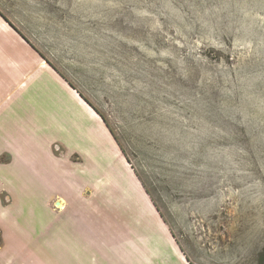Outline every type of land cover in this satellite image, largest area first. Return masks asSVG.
<instances>
[{
	"label": "rangeland",
	"instance_id": "374dc122",
	"mask_svg": "<svg viewBox=\"0 0 264 264\" xmlns=\"http://www.w3.org/2000/svg\"><path fill=\"white\" fill-rule=\"evenodd\" d=\"M0 14L103 116L104 134L115 136L189 261L135 188L127 192L136 196L135 224L144 230L124 233L135 231L119 223L125 216L100 178L95 250L78 247L80 259L51 264H257L264 248V0H0ZM31 86L54 96L53 86ZM26 91L20 101H30ZM20 108L15 102L9 113L22 129ZM41 129L40 145L61 139L58 130ZM37 152H24L31 163L9 182L28 193L23 217L35 226L37 185L52 196L68 178L49 159L33 158ZM122 185L131 191L124 178ZM68 251L75 257V247Z\"/></svg>",
	"mask_w": 264,
	"mask_h": 264
},
{
	"label": "crops",
	"instance_id": "0c3cea01",
	"mask_svg": "<svg viewBox=\"0 0 264 264\" xmlns=\"http://www.w3.org/2000/svg\"><path fill=\"white\" fill-rule=\"evenodd\" d=\"M30 83L53 86L51 94L54 96L47 91L35 93L32 86L28 87ZM26 86L25 94L29 95L30 101H20L21 90ZM15 102L21 105L19 114L23 117H18V124L22 129L15 126L16 115L9 113ZM4 119L12 122L9 120L5 125ZM101 122L95 111L0 14V198L7 201L2 206L0 199L1 264H6L9 258L11 264L27 258L39 264H51L57 259L65 261L68 255L74 260L80 259L82 253L77 251L78 247L81 251L95 250V212L98 214L95 184L100 178H105L107 184L110 182V165L124 168L125 164L112 138L104 134L106 130ZM45 126L59 131V142L51 140L43 146L36 141H40L36 135L44 133L41 127ZM31 146L38 151L33 158H42L44 162V158L49 159L58 177L64 169V175L68 177L60 185V192L52 196L44 184L37 185L39 198L33 208L38 214V226L23 217V204L30 202L28 193L14 186L9 189V182L20 175L19 167L30 165L32 158L24 152ZM59 148L61 152H57ZM103 172L108 175L103 176ZM73 182L79 187L76 190L70 189L69 183ZM134 187L144 206H149L141 189L136 184ZM55 198L63 201L65 206L61 201H55L53 205ZM56 203L61 204L60 209L56 208ZM74 211L78 214L74 220L76 225L70 224ZM150 213L154 219L156 215L152 209ZM63 236L67 238L63 239ZM69 246L75 247V257L68 251Z\"/></svg>",
	"mask_w": 264,
	"mask_h": 264
},
{
	"label": "trees",
	"instance_id": "16d2710c",
	"mask_svg": "<svg viewBox=\"0 0 264 264\" xmlns=\"http://www.w3.org/2000/svg\"><path fill=\"white\" fill-rule=\"evenodd\" d=\"M4 19H6L3 16ZM21 35V34H20ZM22 36V35H21ZM23 37V36H22ZM24 38V37H23ZM28 42V40H27ZM30 44V43H29ZM31 45V44H30ZM36 51L37 53L43 58V56L41 55V53L33 46L31 45ZM44 59V58H43ZM49 65L50 67L57 72V74L64 79L68 85L74 89L73 85L71 83H69L66 78L51 64L49 63L46 59H44ZM75 90V89H74ZM79 94V93H78ZM86 104H88L94 111L96 114H98V116L101 118V120L105 123V120L103 118V116L99 113V111L97 109H95L92 104L85 99L82 95H79ZM107 126V124H105ZM112 134V132H111ZM112 140L114 141L117 150L119 151L121 157L123 158L125 164H124V168H120L118 165H110V169H109V173L110 176L106 173L103 172L101 174H103V176H107L110 178V182L107 184L106 190L103 191L104 194H108L109 196H112L111 198H107L109 200H114L116 205L120 208V210L122 211V213L125 216L124 222H119V223H123L122 225L124 227L125 223H128L130 225V229L135 231V233H131L129 230L126 231L125 229L122 230L124 233H129L131 234V236L133 235H140L143 232V228L141 227V225H137L136 220H135V214H134V202L136 196H132V193H128V192H133L134 184L137 185L138 189L140 188L141 191L143 192V194L146 196L148 203L152 204L151 209L154 211L155 215L158 217V220L161 221V224H165L167 229H168V233L170 234V236L172 237V240L175 241L174 239V235L172 233V230L170 229V226L168 225V223L166 222V220L164 219V217L162 216V214L160 213L158 207L156 206V204L154 203L152 197L150 196V193L148 192L147 187L145 186V183L142 179V177L135 171V169L131 166L130 162L128 161L127 157L124 154V151L121 149V147L119 146L115 136L112 134ZM54 151H56V146H54ZM78 162V161H77ZM122 178H124L125 182L130 186L131 191H129L128 189L125 190V186L122 185ZM112 180V181H111ZM120 184V185H119ZM135 190V189H134ZM128 191V192H127ZM136 192V191H135ZM136 195V194H135ZM106 198V197H105ZM98 215V214H97ZM97 215L95 216V219L97 217ZM126 220H128V222H125ZM117 225V224H116ZM118 227V226H117ZM138 232V233H137ZM144 235V233H143ZM142 235V236H143ZM179 252L181 253V255L185 258V261L187 263H189L187 257L185 256V254L182 252L181 248L179 247V245L177 244V242L175 241ZM257 264H264V248L261 251V253L258 256L257 259Z\"/></svg>",
	"mask_w": 264,
	"mask_h": 264
},
{
	"label": "water",
	"instance_id": "95a60500",
	"mask_svg": "<svg viewBox=\"0 0 264 264\" xmlns=\"http://www.w3.org/2000/svg\"><path fill=\"white\" fill-rule=\"evenodd\" d=\"M60 205V203H56V207H58Z\"/></svg>",
	"mask_w": 264,
	"mask_h": 264
},
{
	"label": "bare ground",
	"instance_id": "6f19581e",
	"mask_svg": "<svg viewBox=\"0 0 264 264\" xmlns=\"http://www.w3.org/2000/svg\"><path fill=\"white\" fill-rule=\"evenodd\" d=\"M60 206V205H59Z\"/></svg>",
	"mask_w": 264,
	"mask_h": 264
}]
</instances>
